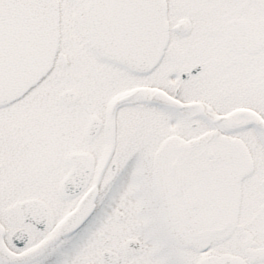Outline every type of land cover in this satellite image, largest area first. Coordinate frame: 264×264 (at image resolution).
<instances>
[{"label":"snow or ice","instance_id":"1","mask_svg":"<svg viewBox=\"0 0 264 264\" xmlns=\"http://www.w3.org/2000/svg\"><path fill=\"white\" fill-rule=\"evenodd\" d=\"M0 264H264V0H0Z\"/></svg>","mask_w":264,"mask_h":264}]
</instances>
